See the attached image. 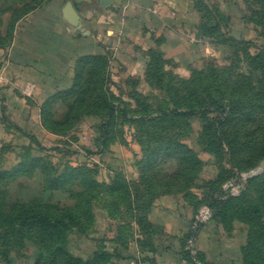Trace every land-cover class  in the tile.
Instances as JSON below:
<instances>
[{"label":"rangeland","instance_id":"374dc122","mask_svg":"<svg viewBox=\"0 0 264 264\" xmlns=\"http://www.w3.org/2000/svg\"><path fill=\"white\" fill-rule=\"evenodd\" d=\"M40 1L0 0V54ZM195 7L187 37L154 40L133 62L94 61L75 86L84 96L76 66L65 89L72 69L45 62L39 111L0 107V174L17 177H0V217L22 196L52 219L74 215L49 237L9 234L0 219V264H252L250 244L264 253V0Z\"/></svg>","mask_w":264,"mask_h":264},{"label":"crops","instance_id":"0c3cea01","mask_svg":"<svg viewBox=\"0 0 264 264\" xmlns=\"http://www.w3.org/2000/svg\"><path fill=\"white\" fill-rule=\"evenodd\" d=\"M198 21L195 0H41L18 18L10 43L1 50L0 107L11 104L31 112L32 104L39 111L46 98L45 62L72 69L61 75L68 89L80 60L101 56L111 65L133 62V55L144 53L154 40L187 37Z\"/></svg>","mask_w":264,"mask_h":264},{"label":"trees","instance_id":"16d2710c","mask_svg":"<svg viewBox=\"0 0 264 264\" xmlns=\"http://www.w3.org/2000/svg\"><path fill=\"white\" fill-rule=\"evenodd\" d=\"M195 8L197 11H199L197 7ZM103 60L108 62L107 58L101 57V56H95V57H90L87 59H82L78 62L76 66V69L78 70L76 74L77 78L73 84L74 95L84 96L87 93L86 90L82 92L76 91L75 86L84 84V83L81 84L78 81L80 76H83L84 73H85L84 76L87 75L88 78L92 79L93 74L95 72L94 67H93V62L103 61ZM87 70L89 71L87 72ZM85 84L87 83L85 82ZM2 176L4 177L6 176L9 178V180H13V181L17 179L16 176L9 175L6 173L0 174V177ZM45 191L60 192V188L53 187L50 190H45ZM220 196L221 195L216 196L211 204L212 209L216 213V218L224 212V209L227 204L226 203L227 200L222 199ZM6 201L8 203H11L12 206L7 208V210L3 211L5 214L1 216L0 219H5V220L8 219L10 221V226L4 228V229H8L9 234L13 235V233H23L24 231L30 229L31 232L36 231L37 233L43 234L45 237L46 236L49 237V236H56L60 234L62 231L69 232L72 228L71 225L73 224V219H74L73 214L68 217L69 222L67 223V222H64V220L62 219L50 218L47 214L38 210L39 209L38 205H36L35 207H30L29 202H28L29 199L24 198V196H22V198H14V199L7 198ZM4 229L0 228V231L2 232ZM262 237L264 238V235ZM262 237H258L257 239H263ZM250 245L251 247L248 250L247 257L249 258L252 264H261L260 259L264 261V255H263L264 253L257 257V255H254V252H258V253L260 252L261 254V251L259 250V246L255 244H250ZM3 253L6 259H8L9 255L11 254L8 249H5Z\"/></svg>","mask_w":264,"mask_h":264}]
</instances>
